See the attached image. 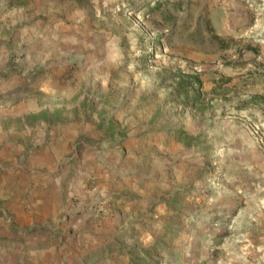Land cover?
<instances>
[{"label":"rangeland","instance_id":"374dc122","mask_svg":"<svg viewBox=\"0 0 264 264\" xmlns=\"http://www.w3.org/2000/svg\"><path fill=\"white\" fill-rule=\"evenodd\" d=\"M223 1L227 4L220 7ZM91 60L95 75L86 64ZM175 69L196 74L204 94V87L215 83V96L209 92L203 112L184 107L175 96L170 76ZM35 80L45 82L48 92L47 87H55L61 98L46 90L27 92ZM136 81L149 86L144 103L151 116L172 118L173 127L197 136L191 147L174 139L167 177L177 200L166 220L173 230L163 236L160 223L166 221L159 219L156 235L151 234L152 252H145V244L139 245L140 251L152 264H264V0H0L3 131L7 107L39 93L45 104L61 105L72 122L85 120L98 129L103 106L99 96L110 94L115 105L125 107ZM79 84L80 96L62 92ZM90 89L98 95L92 97ZM252 95L263 98L255 102ZM88 102L98 104L91 109L85 106ZM115 105L108 108L112 116L119 108ZM26 123L30 134L11 141L24 142V157L57 143L54 125L27 118ZM12 126L19 128L21 120ZM148 126L143 139L149 140ZM122 136L102 141L81 135L64 146V154L54 156L56 167L66 173L64 185L75 179L72 170L90 145L99 154L122 147L116 155L122 154L123 176L118 179L123 184L130 176L155 178L149 163L152 145L138 144L140 151H131ZM166 160L162 157V164ZM83 179L86 186H94L99 176L95 171ZM163 180L164 175L156 181ZM78 195H70L67 210L73 211ZM98 196L101 200L91 210L100 216L104 199ZM67 213L64 208L55 218L43 219L42 228L35 220H2L0 264H42L40 252L51 245L58 250L59 263L85 264L84 253L68 258L69 237L79 226ZM39 231L48 234L44 238Z\"/></svg>","mask_w":264,"mask_h":264},{"label":"crops","instance_id":"0c3cea01","mask_svg":"<svg viewBox=\"0 0 264 264\" xmlns=\"http://www.w3.org/2000/svg\"><path fill=\"white\" fill-rule=\"evenodd\" d=\"M225 4L227 3L223 1L220 7ZM138 59L141 61L142 57ZM86 64L88 68H92L91 73L95 75L97 71L94 68L97 67L93 60L90 63L86 61ZM137 71L134 70L133 75L137 74ZM30 85L34 88L27 92L33 90L47 91L45 82L40 85L35 80ZM47 86L51 85L47 84ZM215 86V83H212L208 87H204V90L208 92L206 97L210 95L209 92L212 93V96H215ZM58 87L61 88L62 86L58 85ZM148 87L142 82L136 81L133 90H130L133 98L125 107L119 103L115 105L110 94L107 95L106 93L99 96L103 101V106H101L102 108L99 106L98 129L89 122H85V120L79 123L72 122V119L63 115L64 109L61 105L55 103L45 104L42 101L45 96L41 94L42 99H40V93L34 98L23 97L9 105L3 116L5 118L4 131L0 127V232L4 229L3 223H1L2 220H23L22 223L25 224L28 223V220H35L42 228L43 219L47 220L50 215L55 218L65 208L66 213L68 212L66 216L71 217L75 224L79 226L78 232L69 237L72 241L68 244V258L84 253L86 256L85 264H152L150 262L151 258L146 253L143 254L140 251L142 248L139 247L145 244L149 246L145 249V252L151 253L152 235L157 233L155 231L156 224H158L159 219L166 221L167 214L174 212V207L171 205H174V200L177 199L171 194L173 185L167 177L168 168L172 167L174 139L183 145L184 143L180 142L175 136L176 129L180 127H173L172 118L163 115L151 116L152 110L144 103V99H148ZM47 88L50 90L47 91L48 95L56 91L53 86ZM82 88L79 84L76 90L70 89L69 93L66 90L62 92L71 97L80 96ZM91 95L94 97L98 95V92L93 93L92 91ZM53 96H58V99L61 98L57 92ZM96 99H98L97 96ZM157 102L158 100H155V103ZM94 103L88 102L85 106L94 109L95 105L98 104ZM114 105L115 108L117 106L119 108L116 114L112 116L108 108H113ZM156 105L158 106V104ZM56 108L63 110V118L59 121L50 123L40 118L31 120L37 121L42 126L46 123L54 125V132L58 135L56 138L57 143L51 145L50 148L45 147L43 152L38 149L39 151H35L34 154L24 157V142H19V144H12L11 142L19 136L30 134L29 126L27 123L24 124V119H30L28 115L38 114L43 110L52 111ZM102 112H106V114L105 117L101 118ZM16 120L22 122V126L19 128L12 126ZM109 122L115 125L111 134L105 131ZM148 124L152 129L149 140L147 138L143 139L149 133V129L145 131ZM81 135H86L91 140L98 137L102 141L111 138L119 141L121 140L120 135H123L122 138L131 147V151L133 149L140 151V147H137L138 144H141L142 147L152 145L150 151L152 160H149V163L152 164L151 172H155V178L152 180L148 178L134 180V176H130L123 184V181L118 179V177L123 176L122 154L121 156L116 155L122 147L118 149L119 146H115L117 150L114 149L115 153L112 152V154L110 149H101V154H99L90 145L85 146L80 152V164L72 170L75 179L71 181L73 184L76 183V187L72 185V182H67L64 185L63 177L66 173L62 168L56 167L54 156L58 157L64 154V146ZM6 136L10 137L9 141L5 138ZM162 138H164L163 141ZM167 138L171 140L169 144L164 142ZM162 157L169 158V161L167 159L162 164ZM95 171L99 176L96 185L86 186L83 183L85 182L83 178ZM163 175L165 177L164 182H157V178ZM74 193L79 194L76 197L77 202L74 201L76 206L72 205L71 209L73 206L74 209L69 211L67 207L71 203L68 200L70 195ZM98 195H101L105 201L100 202V208H104L102 210L103 214L100 216L97 213L94 214L91 210L101 200ZM3 204L9 206L8 208L11 207V211L6 212L1 207ZM11 225L13 226V224ZM160 225L163 226V236L167 237L170 230H173L172 223L168 221L164 224L160 223ZM6 231L13 234L8 229ZM41 231H39V234L45 238L48 231ZM52 234H55V232L52 231ZM155 245H157V241ZM57 252L55 246L43 247L40 252L44 255L41 257L42 264H62L59 263L61 260Z\"/></svg>","mask_w":264,"mask_h":264},{"label":"trees","instance_id":"16d2710c","mask_svg":"<svg viewBox=\"0 0 264 264\" xmlns=\"http://www.w3.org/2000/svg\"><path fill=\"white\" fill-rule=\"evenodd\" d=\"M170 76L173 80V91L175 96L179 98L184 107L189 106L194 111H204L208 107L209 102L207 101L206 94L201 91V80L193 73L183 72L182 70H170ZM263 97L259 95H252L250 99L257 102V100ZM63 110L60 108L53 109L52 111L43 110L38 114L28 115L30 119H43L50 123L61 120ZM106 112L101 113V118L105 117ZM115 125L108 123L105 131L112 133ZM175 136L180 142H183L185 146L191 147L196 144V135L189 134L185 130L178 128L175 131Z\"/></svg>","mask_w":264,"mask_h":264}]
</instances>
